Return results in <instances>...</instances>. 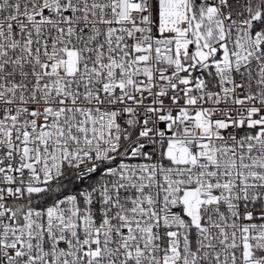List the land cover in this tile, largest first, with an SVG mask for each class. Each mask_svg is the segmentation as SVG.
<instances>
[{"label":"snow or ice","instance_id":"snow-or-ice-1","mask_svg":"<svg viewBox=\"0 0 264 264\" xmlns=\"http://www.w3.org/2000/svg\"><path fill=\"white\" fill-rule=\"evenodd\" d=\"M0 264H264V0H0Z\"/></svg>","mask_w":264,"mask_h":264}]
</instances>
